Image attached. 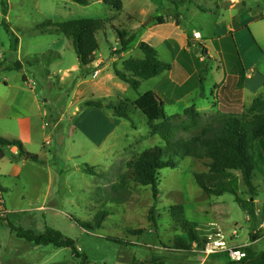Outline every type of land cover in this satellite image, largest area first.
<instances>
[{"label": "rangeland", "instance_id": "374dc122", "mask_svg": "<svg viewBox=\"0 0 264 264\" xmlns=\"http://www.w3.org/2000/svg\"><path fill=\"white\" fill-rule=\"evenodd\" d=\"M8 4L6 16L0 13V136L19 140L39 161L19 157L13 145L0 147V189L7 221L35 233L46 227L60 231L77 241L90 264H133L153 257H165L168 264H200L193 253L172 248L176 229L168 209L181 204L185 217L197 224L202 234L212 236L213 230H218L231 246L250 240L256 230L259 240L252 250H264V152L258 144L254 218L236 201L237 197L249 199L240 172L231 171L237 177L236 194L208 195L193 176L207 170V160L193 157H183L175 168L158 171L156 197L150 186L128 181L122 202H117L110 189L126 162L145 148H164L165 143L150 133L146 117L135 107L130 106L129 119H119L111 110L82 105L86 99L101 98L132 102L153 91L162 100L166 115L174 116L175 124L187 119L184 110L189 106L206 123L227 113L220 101V87L228 84L232 90L238 89L233 78L241 81V71L235 65L239 61L244 75L253 74L243 89L242 108L246 109L264 92L260 86L264 76V0H122V10L101 0H86L85 4L8 0ZM79 18L106 22L96 34L97 58L111 62L110 49L117 48L119 42L116 30L126 29L128 35L139 34L125 53L115 57L118 67L127 58H142L139 43L145 42L155 48L159 59L171 64L170 71L143 80L137 89L109 82L102 89L90 86L74 94L77 82L84 80L79 75L67 83L71 89L59 87L54 75L48 73L50 63L38 64V55L56 38L68 42L71 57L76 56L75 51L63 35L40 34L37 29L46 20ZM159 18L165 23L159 25ZM3 19L9 29L2 25ZM15 37L18 48L13 50ZM16 61L22 62L23 68L9 70ZM16 103L30 114L29 140L19 131L16 118L5 115L13 106L17 108ZM99 117L107 129L102 128L101 134L97 130ZM38 206L44 208L38 210ZM101 207L110 212L102 227H84V223H92ZM151 216H156L155 224ZM6 220L0 222V264H80L69 248L36 245L16 237ZM137 230L141 232L133 233ZM109 236L120 242L107 240ZM227 261L224 253L210 257L206 264Z\"/></svg>", "mask_w": 264, "mask_h": 264}, {"label": "trees", "instance_id": "16d2710c", "mask_svg": "<svg viewBox=\"0 0 264 264\" xmlns=\"http://www.w3.org/2000/svg\"><path fill=\"white\" fill-rule=\"evenodd\" d=\"M85 4L86 0H74ZM105 5L115 10H122V0H101ZM8 0H0V13L6 16L8 11ZM131 18V17H129ZM157 23L164 24L165 20L159 18ZM106 22L100 19L79 18L63 22H51L46 20L38 27L40 34H61L66 37L75 51L80 67V79L92 76L101 64L92 66L98 50L96 34L102 30ZM2 25L9 29L8 24L3 19ZM144 26H141V29ZM119 38L118 47L110 49L109 58L121 56L130 47L139 32L128 35L126 29L116 30ZM18 39L15 37L12 46L16 50ZM139 48L143 53L142 58H127L118 67L114 61L112 64L116 77L132 89H137L143 80L158 76L163 72L170 71L171 64L159 59L155 48L148 43L140 42ZM241 71V81L238 89L227 92V87L221 89L220 101L225 106L227 113L218 114L212 121L202 123L199 112L193 107L185 108L184 113L187 119L175 124L172 116H167L164 105L159 96L153 91H147L130 102L127 99H118L115 102H106L101 99H86L83 106L108 109L113 111L116 118L129 119L130 106L137 108L146 117L150 133L158 135L165 143V147L151 146L133 155L125 164V169L119 172L117 181L112 184L110 191L116 195L117 202H122L124 191H126L128 181L137 184L150 186L153 196L158 194V171L163 168H175L183 157H193L197 160H207L205 172H194L193 176L203 191L208 195L219 196L223 193H237V177L231 172L239 171L244 185L247 188L249 199L236 198L239 205L246 214L255 217L254 197L257 196V188L254 185V176L258 168L256 162V144L264 152V92L255 97L251 104L242 108L243 88L246 85L244 80V67L238 61L235 63ZM20 61L8 67L20 69ZM260 86L264 89V76ZM229 109V110H227ZM239 109V110H238ZM181 132L188 133V136H179ZM13 145L17 149L19 157L25 160L38 162V156L25 151L19 140H9L0 136V147ZM0 150V157H2ZM87 171V170H86ZM264 176V173L262 174ZM264 180V177H263ZM107 194V193H105ZM264 209V205H263ZM169 216L175 223L176 233L172 238L173 250L186 253H193V244L202 246L213 235L202 234L198 231L197 224L192 223L185 217L184 207L181 204H172L168 209ZM106 208L101 207L95 213L92 223H84V227L93 230L102 227V224L109 215ZM6 220V217L1 220ZM155 224L156 216H151ZM10 229L16 237L36 245H52L56 248H69L74 258L80 259V264H90L85 253H82L75 239L65 236L60 231L46 227L42 233H35L15 226L6 220ZM139 233L137 230L133 233ZM256 235V234H255ZM107 240L120 242L117 237H106ZM246 256L240 260H231L228 255L226 264H264V250L256 253L250 246L241 247ZM198 259V256L194 254ZM216 256L212 254V257ZM199 262V261H198ZM133 264H168L165 257H153L149 260H137Z\"/></svg>", "mask_w": 264, "mask_h": 264}, {"label": "crops", "instance_id": "0c3cea01", "mask_svg": "<svg viewBox=\"0 0 264 264\" xmlns=\"http://www.w3.org/2000/svg\"><path fill=\"white\" fill-rule=\"evenodd\" d=\"M67 43L68 42H66L65 39H61V38L54 39L51 42V44L48 45V47L44 48L43 51L41 53H39L38 58H37V63L41 64V63H48L49 62L51 65V69L48 73L54 75L57 83L59 84L58 86L61 87L60 85H62V86H66L67 89H71L73 86L69 85L70 83L67 85V83L74 80L75 76L79 75L81 69L79 67L77 57L73 56V55L71 57L70 54H67L68 53L67 52V47H68ZM17 48H18V46H17ZM114 61H116V58H112L111 62H105V61H103L102 58L95 57V60H94L92 66H97L99 64H101V66L98 68V70L92 76L89 77L90 79H84V80L77 82V84L75 85V87L73 89V90H75L74 94H76L79 91H81L82 89H84L86 87H90V86L95 87L97 89H102L109 82L119 83L125 89L126 84L121 83L113 71L112 64ZM20 63H21V68H23L22 62H20ZM245 74H247L246 70H245ZM252 75H244L245 80H246V84L248 81L253 79ZM24 80H26V77L24 78ZM233 82L239 84V78L238 77H237V79L233 78ZM223 86L227 87L228 93L231 91H235V90H232V86L228 87V84L227 85L224 84V85H222V87ZM222 87H220V96H221ZM244 88H245V86H244ZM253 92H256V91L253 90ZM15 106H17V108H15L13 106L10 111H6L5 115L16 118V120L19 122L18 123L19 127H20L19 131L21 129V131L25 132V140H29L31 137L30 114L25 109L21 110L20 109L21 106L19 103H16ZM15 114H17V115H15ZM60 119L61 118H58L54 125H56ZM97 121H98L97 122V124H98L97 130L100 131V134H101L102 128H103V131H106L107 129H105L104 127L101 126V123H103V121H101L100 117H99V120H97ZM105 122H107V121H105ZM103 124L105 126V123H103ZM43 128H44V126H43ZM92 129H94V128H92ZM107 132H109V131H107ZM104 134L105 133H102L101 136H104ZM14 152H16V149L14 150ZM2 155H3V153H2ZM43 208L44 207H42V206H38L36 209L39 210V209H43ZM255 216H257V211L255 212ZM6 218H7V216H6ZM263 225H264V223H262V226ZM215 231L217 233H219L218 230H215ZM258 240H259L258 239V232L256 230H253V237L250 240H246V241H243V242L237 243L235 245H231V246H250L253 249L254 244ZM79 248L81 251H83V249L81 247H79ZM224 253H217L214 255L217 256V255H222ZM216 256H214V257H216ZM210 257H212V255L206 257L203 260V262H201L200 264H206Z\"/></svg>", "mask_w": 264, "mask_h": 264}, {"label": "built area", "instance_id": "2783aa9c", "mask_svg": "<svg viewBox=\"0 0 264 264\" xmlns=\"http://www.w3.org/2000/svg\"><path fill=\"white\" fill-rule=\"evenodd\" d=\"M7 216V210L4 206V199L2 190L0 189V219ZM242 246H228L224 241L223 235L217 233L215 237L209 238L206 243L198 247L195 243L193 244V252L198 256L199 263L203 260L217 253H226L231 260L237 261L246 256V252L241 248Z\"/></svg>", "mask_w": 264, "mask_h": 264}]
</instances>
